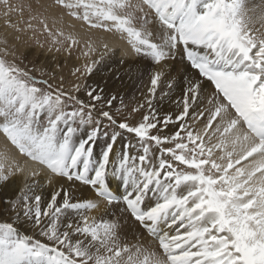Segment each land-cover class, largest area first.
I'll return each instance as SVG.
<instances>
[{
  "label": "snow or ice",
  "instance_id": "6c2138e0",
  "mask_svg": "<svg viewBox=\"0 0 264 264\" xmlns=\"http://www.w3.org/2000/svg\"><path fill=\"white\" fill-rule=\"evenodd\" d=\"M53 3L148 87L129 108L88 83L105 40L54 84L0 38V264H264V0ZM24 7L0 0L6 28L79 47L31 4L13 22Z\"/></svg>",
  "mask_w": 264,
  "mask_h": 264
},
{
  "label": "bare ground",
  "instance_id": "6f19581e",
  "mask_svg": "<svg viewBox=\"0 0 264 264\" xmlns=\"http://www.w3.org/2000/svg\"><path fill=\"white\" fill-rule=\"evenodd\" d=\"M251 3L253 5H258L260 3V0H251ZM44 11H46L47 14H45L48 16L49 20L52 23L58 24L59 29L63 30L66 34L70 33L80 38L81 43L79 48H77V50L75 51V54L80 53V48L85 49V41L88 40L89 37L97 41V43H99L101 40H105L109 42L110 45H115L112 56L107 60L103 67L99 68L92 77H89L88 83H99L100 86L105 87L106 91H108L109 93L119 94L123 96L124 102L127 104L132 103L136 105L141 101L142 94L146 92L148 87V85L144 86V84L146 83L145 80L148 79L147 77H145L143 85L140 84L141 87L137 90L135 89V87L139 83H136V85L134 86V83H130L128 81L127 76L124 74V72L129 63L133 61L135 57L131 54L130 50L127 49V45H125L123 41L118 40L111 34L104 33L98 30H90L87 25H84L83 22L81 23L71 19L63 11H57L54 6H51ZM38 61L45 69H49L51 71H54L56 74H60L65 62L68 61V64L71 65V68H74L83 63L84 57L82 56L80 58L73 54L71 55V57H69V54L65 51L61 55H58V53L49 54L48 51L44 50V52L40 54ZM120 61H122V63H118ZM117 76H119V78H117ZM83 95L84 94H82L81 96ZM3 144V138L0 137V147H3ZM41 182L43 183V181Z\"/></svg>",
  "mask_w": 264,
  "mask_h": 264
},
{
  "label": "rangeland",
  "instance_id": "374dc122",
  "mask_svg": "<svg viewBox=\"0 0 264 264\" xmlns=\"http://www.w3.org/2000/svg\"><path fill=\"white\" fill-rule=\"evenodd\" d=\"M12 2L14 4H23L25 6L24 7V12H23V17H21L19 14L15 13V12L11 15V19H12L13 22L27 21L29 19V16H30V11H29L28 5L31 4L32 5V9L34 11H38L39 13L42 14V16L44 18L47 19V23H48L49 27L52 28L53 31H56L57 29H59L58 28V24L57 23H52L49 20L48 16L46 15L47 14L46 11H44V10L48 9L51 6H54L57 11H63L66 14V11L64 9H61V8L56 7L54 5L53 0H12ZM67 16H69V15H67ZM69 17L71 19L75 20V21H78V22L82 23V21H80V20H76V19H74L71 16H69ZM33 24L36 26V29H37L35 33H33L32 31H25L23 33H16L13 29L5 27L4 19H3L2 16H0V38H7L8 39V41H9L8 46H9L11 51H15L16 52V57L15 58H16L18 63L23 61V65H27L30 68L33 65H35V67L37 69H45L39 63L38 60H39L40 54H42L44 52V50L48 51V48L50 46L51 41H50V38L47 36V34L43 32L42 25H40L38 20L37 21H33ZM84 25H86V24H84ZM20 26L24 27L23 22L20 23ZM59 30H61V29H59ZM16 36H19L20 39L19 40L15 39ZM37 41H39V44H43L44 47L41 48L39 46V44L37 43ZM31 47H32V49H31ZM77 48H79V47H77ZM77 48H74L72 50L73 53H71V55L73 54V55L78 56V57L81 58L83 56L81 53L84 50V48L83 49L80 48V50H81V51L79 50L80 53H78V54L76 53L75 54V51L77 50ZM41 51H42V53H41ZM63 52L64 51L62 50L61 52L58 53V55H61ZM48 53L49 54H57V52H55L54 49L52 51H48ZM71 55H69V57H71ZM36 58H37V60H36ZM73 69L74 68H71V65L68 64V61L65 62L64 66H63V68L61 70V73L60 74H56L55 73L56 74V80L51 81V82H53L54 84L58 83L59 76L63 75L65 77L66 82L68 84H70L74 80V77L71 76V71ZM46 70H47V72H53V71H51L49 69H46ZM35 74L38 75L39 73L37 72ZM45 78H47V75L45 76ZM145 81H146V83L144 84V86H147L148 85V80H145ZM135 85H136V83H134V86ZM141 85H143V84H141ZM140 87H141L140 84H138L135 87V89L137 90ZM82 94H84V93L81 92L80 95H82ZM127 105L129 106V108L134 106V104H132V103H129ZM114 106H115V104H114Z\"/></svg>",
  "mask_w": 264,
  "mask_h": 264
}]
</instances>
